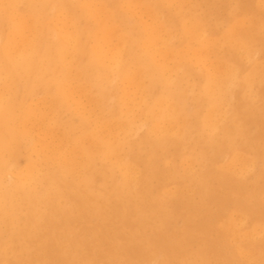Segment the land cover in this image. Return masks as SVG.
<instances>
[{
	"label": "rangeland",
	"instance_id": "rangeland-1",
	"mask_svg": "<svg viewBox=\"0 0 264 264\" xmlns=\"http://www.w3.org/2000/svg\"><path fill=\"white\" fill-rule=\"evenodd\" d=\"M137 1L140 2H138L139 5L137 4L136 6L138 8L135 9L136 10L135 13H133L134 10L128 13L125 10V8H123L127 4L122 5L123 6L122 10L128 13V15H130V13H133L135 15V16L133 15L134 20L130 18L132 23L133 22L143 23V21L144 22L146 21L145 22L146 24L147 23L152 24L153 21L151 22L150 20H152L153 16L151 14L150 16H148L146 15L147 13L145 14L139 11V8L140 10L142 9L141 6H143L144 0H137ZM25 2L26 0H20L17 3L19 10L25 8L26 6ZM148 2L149 0H146V3ZM168 2L169 0H163L164 3L163 5H166L165 3ZM170 2L169 4L166 5V7L162 6V8L159 10L160 13L159 12L157 13L158 17L156 16L155 17H156V22L157 23L161 22L164 25V27L167 29V31L170 33V35L166 36V38L167 37L169 38V41L166 38L165 41H167V43L171 45L173 49L179 48V51H182V53L185 54L183 55V59L180 61V65L182 68L178 70L177 72L178 74L176 73V75H174V73H172L171 78H174L175 76L180 77L181 75L186 76L184 77L185 80L182 78L183 80L181 82L183 86L182 89L183 98L181 99L182 101L180 104L184 116L187 117L186 121H189L187 122L188 129H184L186 131L183 132L182 130L183 128L181 127V125L178 124L177 125L178 127L172 125L174 126L175 129H178L179 132L181 131V133H179L175 129L169 131V133L171 132L169 135L167 134L168 132H166V135H164L163 137V139L165 140L164 143L162 141V143H157V144L155 142L156 137L160 135V133L161 135L162 133L165 134V132H157V136L153 139L152 138L153 134L151 135L150 133H148L150 126V123H148V121H146L145 124L143 123L145 127L141 125L138 130L132 129L129 130L130 132L126 131V134L125 131L122 130L119 131L113 130V132L115 131V133L113 134L116 135V136L114 135L115 139L121 143V148L124 149L123 151L122 149H120L123 152V155L122 152L119 151V156L122 155L123 157H126L123 158L124 160L123 159L122 160L128 162L131 166L137 168L135 169L134 167H132L133 172H135L133 179L134 182L135 181L136 182L135 183L133 182L134 184L130 183L131 186L128 185L130 187L128 188L126 187L125 189L121 190V188L119 187L120 181H117L119 179L121 180L120 170L118 169L116 171L117 169L116 167L110 169L111 161L110 162L97 161L96 162L97 164H95L94 166L96 167V169L98 168L97 170L94 169V171L97 173H94L92 180L94 181L96 180L98 183L100 181L99 185L101 186V188H99L100 186L97 185L98 183L96 181L91 182L92 184V189L90 193L91 199L88 198L87 202L95 204L98 207V210L97 212L91 210H89L88 212L87 210L83 209V205H82L84 203L82 200L83 188H81V185H78L79 178L77 176H79V174L82 172L80 171V167H78L79 166L78 162L79 160L81 161L80 159L81 157L79 156L78 152L74 153L75 151H78L76 146L77 144L81 145L80 147L82 148L87 143L85 140L79 141L77 143L75 141L77 140L81 129L86 125L84 123L86 122V118L88 117V120L90 119L89 120L91 123L90 126L94 125L93 124L94 120L91 119L94 113L97 115L99 114L98 117L101 118V120L108 118L109 116H107L108 114L106 113V111L108 110V108L115 106L116 100L114 98L107 99L106 101L107 109L99 111V108H95L93 105H91V103L88 102L86 97L82 93L78 92V89H76L77 84L76 82H74L72 83V85H74L72 86L73 100L71 99L70 109L61 110L60 111L61 113L60 112L58 113L59 117L58 115H56L55 117L56 124L55 123L53 124L49 119L52 117V115L47 110V105H48L47 103H49L48 96L46 97L45 93H43L41 90L36 88L37 91L35 90L33 93L35 96L33 95L32 98L31 97L28 98V102L30 101L33 107L36 109H40L41 112H45L46 109V113L48 115L50 114V117L46 113L44 114L47 115L48 117V118L46 117L48 119V123H46L47 119H45L46 121L44 120V122H42L43 120L31 121L33 127L32 130L35 135L33 140H31V142L33 143L34 141L40 140V141H44L45 143H47V145H49L48 146L49 150L60 149L61 150L60 154L57 153L55 155L60 162H62L65 159L70 160V156H71L72 162L70 163H72L71 166L75 169L74 171L75 178L73 182L72 179L68 178L69 185H67L68 183H64V182H60L59 184L57 182L59 189L60 190L63 189L62 195H64L65 197L61 195L57 200H53L54 198L52 197L53 196L52 193L49 192L46 194V192H44V195L42 193L41 196H44L43 198L45 199V202L44 204L38 207L37 211L34 214L33 220H34V224L36 225L34 227L32 226L33 228H27L24 225L26 220L32 214L30 208L26 209L28 207L26 200L23 201L20 199V197L17 194L16 196L14 194L17 203L15 204L16 207L14 208L15 210L13 209L10 220L4 218V220L0 221V264H95V263L96 264H149V263L150 264H185V263L186 264H218V263L219 264H253V262H255L254 264H264V259H262L264 258V255H262L264 254V237L262 236L264 235L260 234L257 236L255 234L256 235L255 237V235L253 234L254 236H252L251 239H247L248 236L246 238L244 237L246 236L247 233L249 234L251 232V223H253L255 220L254 215L264 213V164H262L264 163V161H262V159H264V152L261 151L262 149H264V147H261L262 145H264V82H262V80H264V0H170ZM176 2L180 4L176 5ZM168 5H170V7ZM145 15L147 17H145ZM186 24L188 25V27L190 26L187 29H186L187 27ZM194 26L196 29L201 28V30L197 29L195 34L191 33V31L189 30ZM0 29L3 31L2 32L0 30V36H2L3 33L5 34L6 32V25L3 22H1L0 24ZM252 30L254 31L256 36L253 35ZM244 32H246L245 35ZM250 32H251V36L253 35L252 38L251 37L249 38ZM236 38L237 40L239 38L242 40L241 41L239 39V43L241 44L238 43ZM242 38L250 39V41L247 40L246 43L244 42L245 43L244 44L243 43L244 40ZM256 40L259 42H256ZM201 42L202 44L200 45ZM223 43L226 45H224ZM253 43L255 44L254 46L252 45ZM242 46L244 47L246 46L245 49L244 47L242 48ZM250 46H253V48ZM191 47L194 48L192 49ZM198 47L199 48L201 47V49H199ZM249 47L252 48V51ZM246 48H248L249 50L248 49L246 50ZM182 49L183 50L186 49V50L183 51ZM255 49H257L258 51L256 52ZM253 50H255L254 53ZM196 52H198L197 54L200 55L198 56ZM246 53L248 54L250 53V54L247 55ZM196 55L198 56L197 58H195ZM199 58L201 60L198 61ZM177 60L178 58H176L175 60L176 63H178ZM187 62L191 66H189ZM169 64H171L170 61ZM208 64L210 65V67ZM215 64L217 65L220 64L218 66L219 68L216 67L217 65ZM221 64L223 65L222 67ZM203 65L205 68L203 67ZM225 65L226 67H228L227 65H229V67L226 68ZM224 68L226 73L229 72L231 69H233L234 71L231 70L230 72L231 73L234 72L235 74L232 73L231 75L232 83H230L229 85L228 83L227 84L225 83V80L222 81L225 84L223 85L224 91L222 94L225 96V98L221 103L222 106H220V109L219 108L217 109L220 110L219 112L221 116L219 115V112L216 110L217 113L216 116L217 115L219 116L217 117V119H218V124L220 126L219 129L213 131L211 130L210 126H205V125L200 126L199 124L197 125V120H200L203 114L205 116L208 109L206 106L207 103L205 104L204 107L202 106L198 107L196 104L195 97L199 96L200 91L206 84V81L208 79L207 77L210 74H214V72L216 73L218 71L219 73L222 74ZM220 70H222V72H220ZM180 71L182 72L185 71L186 73H180ZM223 74L222 76H224ZM176 79L174 78L173 81ZM216 79H226V78H216ZM247 79L249 82L247 81ZM110 83L112 86H115L116 83L118 84L119 82L112 80ZM128 91L131 94H133L131 88H129ZM41 93L43 95H41ZM44 94H45V98H44ZM203 103H205V101H203ZM222 108L224 109L223 113L221 111L223 110ZM225 111L228 114L224 113ZM102 112L105 113L103 114ZM238 115H240L241 117ZM222 119H224L225 121L224 120L222 121ZM228 119H230L231 122L227 121ZM168 124L165 123V126ZM233 124L237 126H234ZM48 126H51V128ZM197 126H200V128L197 129ZM224 127L228 129L225 130ZM161 128L163 129V127ZM208 129L211 131L209 132ZM172 132L174 134H172ZM175 132H178V134ZM239 133L242 136L239 135ZM37 134L39 139L36 136ZM124 134L126 136H124ZM226 134L227 135L229 134V137H226ZM237 135L239 137H237ZM123 136L125 138L127 137L125 141H124L125 138ZM207 136L208 138L210 137L211 140L210 138L206 139ZM36 138L38 140H36ZM228 138L230 139L229 141L231 142V144H229L230 142L228 141ZM68 139L69 142H66L68 141ZM232 140H235L236 142ZM246 140H252V141L249 142L247 141L248 143L247 145ZM239 142L241 144H239ZM242 142L244 143V145L242 144ZM255 142L257 143L254 145ZM66 143H68L69 145H67ZM124 143L126 144V146L124 145ZM144 143L146 145H144ZM167 144H169L170 147L167 146ZM234 144H236V146ZM58 145L61 148L58 147ZM56 146L58 148H56ZM149 146L151 147L150 148L151 151L148 149ZM20 147L21 148H19L17 152L14 153V155L12 156L13 158L11 160L13 161L12 166L15 163L14 166L11 168V174L12 173L13 174L12 175L10 174L11 176L5 175V177H3L2 184L0 185V195L2 194V197L4 193L3 190L5 189L9 190L10 183L14 182L15 179H18L19 176H21V174L24 172L27 160L29 159H32V161H38L35 162V164L38 165L37 166L38 171L41 170L40 172H38L39 173L38 178L42 177L41 179H43L44 177L43 179L44 181L41 179H36L38 181L27 180L28 181L27 182L25 180L26 183L24 184V187L26 190L31 189L38 193V191L40 190L43 191L45 189L46 187L45 185L49 182L48 181L49 178H56L55 177L56 173H53L55 163H53L52 166H51L52 162H48L49 164L42 163L41 158L38 157L41 160L39 161L36 155L31 153L29 144H25L24 146L22 145ZM64 148L66 150H64ZM69 149L71 150L74 149V152L73 150L69 151ZM70 152H72L73 154ZM234 152H236V154H234ZM239 152H241L240 153L241 156ZM59 155L62 157L60 158ZM257 157L258 159H255ZM242 158H245L246 160L250 159L249 160L250 163L247 164L246 166L243 165L241 167ZM259 159L261 160V162ZM230 162L232 163L235 162V163L231 164ZM16 163L18 166L16 165ZM38 163L42 166V168ZM185 163L188 164L189 166H187ZM244 166L245 168H243ZM50 168L53 169L51 170ZM134 169L137 171H135ZM227 169L229 170V172H227ZM239 169L241 170V172L244 170V172L241 173ZM247 170L248 172L245 173V171ZM138 171L140 173H138ZM191 172L192 174H190ZM103 174H107V176ZM116 174L119 175L120 177L117 176ZM189 174L192 175L193 178L190 177ZM198 174L200 175V177L197 176ZM50 175H54V177H51ZM97 176L99 177L97 178ZM116 177L117 179L116 181H114ZM201 179L204 180L206 179L207 183L206 181ZM45 180H47L48 182ZM198 180L200 181L198 182ZM69 181H71L72 183H70ZM190 182L193 184L191 185ZM198 183H199V187L197 188ZM61 184L63 185L62 186L63 188H61L60 186ZM42 186L44 189L42 188ZM95 186L97 187L96 189L94 188ZM134 186H135V190L133 188ZM78 188H80L79 189L80 191L78 190ZM129 188L130 189L133 188V189L130 190ZM187 188L188 190L186 191ZM101 189L102 190L104 189L105 191H102ZM127 189H129L128 192L125 191ZM106 191L109 192L107 193ZM178 191L179 193L182 194V196L181 194H178ZM64 192H66L67 194ZM201 192L202 195L200 194ZM144 193L146 194L144 195ZM170 195L173 200L170 199L171 198L169 197ZM144 196H147L144 200L145 202L141 201L142 199L141 197L144 198ZM163 198H165L166 201L163 200ZM68 199L69 201H71V202L68 201V203L70 204L66 202ZM100 200H101V206H100ZM162 200L163 202L164 201L165 202L163 203ZM63 202L68 204L67 206L70 209H68L66 204H64ZM208 202L210 203V205L208 204ZM126 203L133 204L135 206L134 208L137 209V212L141 213L140 214L142 218L141 221L136 220L133 216H131L133 212L130 213V210H128L130 216L128 214L125 215L119 214V212H121L120 210L121 205H124ZM246 203L248 204V207H245L244 209L237 208L241 204L245 205ZM157 205L160 206L158 207ZM42 207L44 208L43 210ZM100 207H102L103 209ZM145 207L146 209H144ZM151 208L153 209L151 210ZM245 209H250V211L248 210L249 213ZM162 210H164V213ZM106 211L107 212L109 211L108 212L109 214H106L107 213ZM161 211L163 215L160 214ZM154 212L155 214H153ZM229 212H231L232 214H230ZM239 212H241V214H239ZM243 213L247 215H244ZM41 216L43 219H41ZM97 216L100 217L97 218ZM241 216H242L241 219L242 221L240 220V222L244 223V221L246 220L250 222L246 221V223H244L243 226V223L239 222ZM87 217L90 218V220ZM227 217H229V219ZM244 217L246 218L245 220H243ZM231 218H233L234 220L233 219L231 220ZM64 219L66 220L68 219V220L66 221ZM168 219H169V223H168ZM88 220L91 222H89ZM94 220L97 221L95 222ZM109 226L110 228H108ZM23 229L24 230L26 229L27 233H25L26 230L24 231ZM43 229L46 231V233ZM223 230L225 234L223 233ZM235 230H238L239 233L236 231L235 234L234 233ZM48 231L51 233H49ZM146 232L148 233L146 234ZM242 232L245 233V235ZM20 233L22 234L25 233L28 235V237L23 238L20 235ZM113 233H115V235ZM70 234L73 236H71ZM94 235H96L97 237ZM68 236H69V241H68ZM231 236L233 238L235 236V238L233 239ZM170 239L172 240V242ZM254 239H255L254 244H251L253 243L251 241H253ZM239 240H241L240 243L241 242H245V243H241L238 245L237 243H239L238 242ZM183 243H185V245ZM222 243L225 245H223ZM187 245H189V247H187ZM169 247L171 249L170 253L168 250ZM250 247L253 249L247 250V248L250 249ZM254 248L257 249L258 251L254 250ZM252 251L255 252L253 253L254 257ZM247 253H249V255L251 253L252 256L250 257ZM165 256L167 259H165ZM213 257H215L214 260ZM221 259L222 262L220 261ZM163 260H165L166 262ZM189 261H192L193 263Z\"/></svg>",
	"mask_w": 264,
	"mask_h": 264
},
{
	"label": "bare ground",
	"instance_id": "bare-ground-1",
	"mask_svg": "<svg viewBox=\"0 0 264 264\" xmlns=\"http://www.w3.org/2000/svg\"><path fill=\"white\" fill-rule=\"evenodd\" d=\"M19 1L20 0H0V24H1V22H3L6 25L5 34L3 33V35L0 36V185L2 184V180H3V177H5V175L11 176L13 174V173L11 174V168L14 166L15 163L12 166V162H13V161H11L13 159L12 156L14 155V153L17 152V150L19 148H21L20 146H22V145L24 146L25 144H29L31 153L35 154L37 158L40 157L42 161L39 158H38V160L41 161L42 163L52 162L51 166L53 163H55L53 173H56L55 174L56 178H49L48 177L49 180L48 179L47 180L49 182L47 180H45L48 183L46 185L44 184L46 186L45 189L42 186V188L44 189L43 191L40 190L37 193L36 191L31 190V189L26 190L24 187V184L26 183L25 180L26 181L27 180L28 181L29 180L38 181L36 179L42 178L41 176H40L41 178H38V174H39L38 172H40L41 171L40 169L42 168V166L38 163L41 166V168L39 167L40 171H38V167H37L38 165L35 164V162H38V161H32V159L27 160L25 170L21 174V176H19V178L17 177L18 179H15L14 182L10 183V185H9L10 188L7 187V188H9V190L8 189L3 190V192H4L3 197H2V194L0 195V198H1L0 199L1 200L0 201V221L4 220V218L10 220V218L12 216L13 209L16 207L15 204L17 202L15 199V196L17 194L21 200H23V201L26 200L27 205H28V207L26 209L30 208L31 213L33 214V215L31 214V216L26 220L24 225L27 228H33L36 225V224H34V220H33L34 214L37 211L38 207L40 205L44 204V202H45V199L43 198L44 196H41L42 193L44 195V192H46V194L50 192L53 195L52 196L54 198L53 200H57L62 195V190H63V189H61V190L59 189L57 182H58V184L60 182L68 183V180H69L68 178L72 179V182H73L74 178H75V176H74L75 169L71 166L72 163H70V162H72L71 156H70V160L65 159L62 162H60L55 155L57 153L60 154L61 150L60 149L49 150V148H48L49 145H47V143H45L44 141L38 140L39 139L38 134L36 135L38 138V139L36 138V140H38V141H34L33 143L31 142V140H33V138L35 136L33 133V130H32L33 127H32L31 121L43 120L42 122H44V120L48 118L47 117L48 114L46 113V109H45V112H41L40 109L34 108L30 101L28 102V98H30V97L32 98V96L34 95L33 93L36 90V88H38L43 93H45L46 97L48 96V102L49 103H47L48 105L47 104L46 105H47L48 112L51 113V115H52V117L49 119L53 124L55 123L56 115H58V113L61 110L70 109L71 99L73 98L72 97V95H73L72 94L73 93L72 86H74V85H72V83H74V82H76V84H77L76 89H78V92L82 93L86 97L88 102L91 103V105H93L95 108H99V111L107 109L106 108L107 107L106 106L107 99L114 98L116 100L115 106L108 108V110L106 111V113L108 114L107 116H109L108 118L101 120V118L98 117L99 114L98 115L95 113H94V115L92 114L93 116L91 119H93L94 121L93 120H91V121H93V124H94L93 126H90V124H91L89 121L90 119L88 120V117L86 118V122H84L86 125H85V127H83L81 129L79 136L75 142L77 143L79 141L85 140L87 144L85 145V142H84L85 146L82 148L80 147L81 145L77 144L76 146H77L78 151L74 152V149H72L74 153L78 152L79 156L81 157L80 158L81 161L79 160V162H78L79 163L78 167H80V171H82V172L81 173L79 172L80 174H79V176H77L79 178L78 179L79 184L78 183L77 184L81 185V188H83V192H82V196H83L82 200L84 202L82 204L83 209L87 210L88 212H89V210L97 212L98 207L93 203L87 202L88 198L91 199L90 198V195H91L90 193H91V189H92L91 182L94 181V180H92L94 173H97L94 171V169H96V167H94V166H95V164H97L96 163L97 161L98 162L99 161L100 162L101 161H109V162L111 161L110 162V169H113L114 167H116L117 168L116 171L118 169L120 170L121 180L119 179L117 181H120L119 187L121 188V190L125 189L126 187L127 188L130 187L131 186L130 183L132 184L134 182L133 178H134L135 172H133V168H132L134 166H131L128 162L123 161L124 160L123 158H126V157L122 156L123 155L122 151L124 149L121 148V143L115 139L116 135L113 134V133H115V131L113 132V130H118V131L122 130V131H125V134H126V131L130 132L129 130H132V129L138 130L141 125L144 126L143 123L145 124L146 121H148V123H150L148 133H150L151 135L153 134L152 135L153 139L157 136V132H165V134L162 133V135L160 133L161 137H160V135H158L159 138H158V136L156 137L155 142L157 144V143H162V141L164 143L165 140L163 139V137H164V135H166V132H168L167 134L169 135L171 133V132L169 133V131H172L173 129H175L174 126H172V125H175L176 127H178L177 126L178 124L181 125V127L183 128L182 129L183 132L186 131L184 129H188V123L187 122H189V121H186L187 117L184 116L183 111L181 109V104H180L182 101L181 99L183 98V92H182L183 86H182L181 82L184 79V77H186V76H183V75H181L180 77L175 76L174 78L175 79L177 78V79L174 81H173L174 78H171L172 73H174V75H176L178 70L182 68L180 65V61L183 59V55H185V54H183L182 51H179V48L173 49L171 47V45H169L167 43V41H165L166 36L170 35V33L167 31V29L164 27V25L161 22L160 23L156 22V17H158L157 13L162 8V6L166 7V5L169 4L170 0L168 3H165L166 5H163L164 4L163 0H149L148 3H146V0H144V4H143V6H141L142 9L140 10V8H139V11H141V13H145V14L147 13L146 15H148V16H150V14H151L153 16V17L151 16L152 20H150L151 22L153 21L152 24L151 23L146 24L145 23L146 21L144 22L143 18H142L143 23L142 22H137V23L133 22L132 23V21L130 20V18L132 20H134L133 19V15H134L133 13H135V11H136L135 9L138 8L136 6H137L138 2H140L137 0H26V2H25L26 6L24 9H22V7H21L22 10L18 9L17 3ZM23 4H24V2H23ZM123 4H127L126 6H128V7H126V6L123 7L122 6ZM177 4H180V3L176 2V5ZM168 6L170 7V5H168ZM122 7L125 8V10L128 13L133 11V10L134 11H133V13H130V15H128V13H126L124 10H122ZM190 8H192V7H190ZM146 15H145V17H147ZM138 18H140V17H138ZM189 27L187 25L186 29ZM197 29H199V28H197ZM197 29L194 26V27L190 28L189 31H191V33L195 34ZM199 30H201V28ZM245 33L246 32H244V35H245ZM252 33H253V35H255L254 31ZM253 35L251 36V32H250L249 38L250 37L252 38ZM166 39H168V41H169L168 37ZM239 39L237 40V38H236L238 43H239ZM242 39L244 40L243 43L244 42L246 43L247 40L250 41V39H245V38H242ZM256 42H259V41L256 40ZM201 44H202V42L200 43V45ZM239 44H241V43H239ZM247 44H248V42H247ZM224 45H226V44H224ZM252 45L254 46L255 44L253 43ZM189 46H190V43H189ZM189 46H188V48H189ZM253 46H250V47L253 48ZM243 47L244 46H242V48ZM245 47H244V49H245ZM252 48H250L251 51H252ZM199 49H201V47ZM247 49L248 48H246V50ZM185 50H183V51H185ZM189 50H190V48H189ZM255 50H256V52L258 51L257 49H255ZM255 50H253V53L255 52ZM223 51H225V50H223ZM247 52H249V51H247ZM197 53L198 52H196V54ZM243 53H241V54H243ZM246 54L249 55L250 53L249 54L246 53ZM197 55L195 58H197L200 54L198 56ZM191 56H193V55H191ZM200 57H202V56H200ZM176 58H178V60H177L178 63H176V61H175ZM227 59H229V58H227ZM227 59H225V60H227ZM199 60H201V59L199 58L198 61ZM169 61L171 62V64H169ZM185 63H186V60H185ZM187 64H188V62H187ZM222 64H221V67L224 65V64L223 65ZM215 65H217V64H215ZM219 65H217L216 67H218ZM189 66H191V65H189ZM227 66L229 67V65H227ZM203 67H204V65H203ZM209 67H210V65H209ZM225 67H226V65H225ZM228 67H226V68H228ZM231 70H233V69H231ZM214 71H217V70H214ZM230 71L226 73L225 68H224L223 72H222V70H220V72H222V74L224 73L223 74L224 76H222V74L219 73V71L216 73L214 72V74H210L208 77L206 76L208 78L206 81V84L204 85V87L200 91L199 96H197L195 98H196V104L198 107H201V106L204 107L205 104L207 103L206 106H207L208 110H207L205 116L203 114V116L200 118V120H197V125L199 124L200 126H204V125L210 126L211 130H213V131L219 129L220 125L218 124V119H217V117H219V116L218 115L216 116V114H217L216 110L218 108L220 109V106H222L221 103H222L223 99L225 98V96L222 95L223 91H224L223 85H225L224 82H222V81L225 80V83L226 84L228 83V85L230 83H232L231 82L232 81L231 75L234 72L231 73ZM180 73H186V72L180 71ZM195 73H197V72H195ZM212 73H213V71H212ZM248 75H250V74H248ZM216 78H226V79H216ZM253 79H254V77H253ZM112 80H114L116 82L118 81L119 83L118 84L116 83L115 86H112L110 83ZM247 81H248V79H247ZM186 82H187V80H186ZM262 82H264V80H262ZM250 84H252V83H250ZM129 88L132 89L133 94H131L128 91ZM236 88H237V86H236ZM45 94H44V98H45ZM41 95H43V94L41 93ZM260 100H262V99H260ZM203 101H205V103H203ZM197 106H195V107H197ZM188 109H190V108H188ZM246 109H247V107H246ZM217 111L219 112L220 110H217ZM221 111L223 113L224 109ZM230 111H231V109H230ZM258 111H260V110H258ZM232 112H233V109H232ZM45 113L47 115H44ZM224 113H226V111ZM226 114H228V113H226ZM219 115H220V112H219ZM48 116L50 117V114ZM238 116H240V115H238ZM58 117H59V115H58ZM245 118H246V116H245ZM188 120H189V118H188ZM223 120L224 119H222V121ZM227 121H230V119H228ZM46 123H48V119H47ZM165 123L166 124L169 123L168 125H166L167 128L165 126ZM219 123H220V121H219ZM162 125H164L165 128ZM200 126H197V129H199ZM225 126H226V124H225ZM234 126H237V125H234ZM48 127L51 128V126H48ZM52 127H54V126H52ZM161 127H163V129ZM227 129L228 128H225V130H227ZM232 129H233V127H232ZM175 130L178 131V129H175ZM211 130H209V132ZM233 131H234V129H233ZM178 132H175V133L178 134ZM183 132H182V134H183ZM179 133H181V131ZM125 134H124V136H126ZM172 134H174V133L172 132ZM239 135H241V134L239 133ZM45 137H46V135H45ZM173 137H175V136H173ZM177 137H179V136H177ZM226 137H229V134L228 135L226 134ZM237 137H239V136L237 135ZM66 138H68V137H66ZM207 138H208V136L206 137V139ZM231 138H233V137H231ZM43 139H44V137H43ZM118 139H120V138H118ZM126 139H127V137L124 139V141ZM245 139H246V137H245ZM210 140H211V138H210ZM229 140L230 139L228 138V141ZM232 141H235V140H232ZM247 141L249 142L252 140H246V143H247ZM48 142H49V140H48ZM66 142H69V139ZM256 143L257 142H255L254 145ZM66 144L69 145L68 143H66ZM169 144H167V146L170 147ZM229 144H231V142ZM239 144H241V143L239 142ZM242 144L244 145L243 142H242ZM59 145H58V147L61 146V145L60 146ZM124 145L126 146L125 143H124ZM144 145H146V144L144 143ZM234 145L236 146V144H234ZM247 145H248V143H247ZM254 145H252V146H254ZM50 146H51V144H50ZM142 146H143V144H142ZM58 147L56 146V148H58ZM261 147H264V145H262ZM150 148L151 147L149 146L148 149L150 150ZM120 149H122V151ZM228 149H229V147H228ZM254 149H255V147H254ZM64 150H66V149L64 148ZM72 150L69 149V151H72ZM75 150H76V148H75ZM119 151L122 152V155H121L122 157L119 156ZM261 151L264 152V149H262ZM179 152H181V151H179ZM236 152H234V154H236ZM70 153H72V152H70ZM240 153L241 152H239V154ZM66 154H67V151H66ZM242 155H243V153H242ZM240 156H241V154H240ZM261 156H262V154H261ZM59 157L61 158L62 156L59 155ZM255 159H258V157ZM132 160H135V159H132ZM249 160L242 158L241 167L243 165L246 166L247 164H249L250 163ZM262 161H264V159H262ZM14 162H17V161H14ZM256 162H257V160H256ZM260 162H261V160H260ZM149 163H151V162H149ZM230 163L234 164L235 162L234 163L230 162ZM237 163H238V161H237ZM262 164H264V163H262ZM16 165H17V163H16ZM186 165L189 166L188 164H186ZM253 165H256V164H253ZM245 166L243 168H245ZM241 167H240V169H241ZM248 167H247V169H248ZM134 168L137 169L136 167H134ZM250 168H251V165H250ZM184 169H185V167H184ZM187 170H188V168H187ZM135 171H137V170H135ZM47 172H48V170H47ZM227 172H229L228 169H227ZM240 172H241V170H240ZM242 172H244V170ZM246 172H248V170L245 171V173ZM20 173H21V171H20ZM138 173H140V172L138 171ZM147 173H146V175H147ZM51 174H52V172H51ZM150 174H151V171H150ZM190 174H192V172ZM195 174H197V173H195ZM42 175H43V173H42ZM95 175H97V174H95ZM103 175L107 176V174H103ZM50 176L54 177V175H50ZM117 176H119V175H117ZM148 176H149V174H148ZM197 176L200 177L199 174ZM98 177L99 176H97V178ZM103 177H105V176H103ZM103 177H101V178H103ZM135 177H137V176H135ZM190 177H192V175H190ZM43 179H44V177H43ZM43 179H41V180H43ZM116 179H117V177L115 178L114 181H116ZM22 180H23V182H22ZM99 180H100V178H99ZM135 180H137V179H135ZM201 180H204V179H201ZM65 181H67V182H65ZM192 181H193V179H192ZM199 181L200 180H198V182ZM204 181H206V183H207L206 179ZM69 182L72 183L71 181H69ZM202 182H200V183H202ZM99 184H100V181L97 185H99ZM190 184L192 185L193 183L190 182ZM67 185H69V183ZM78 185H77V187H78ZM94 185H95V183H94ZM128 185H130V186H128ZM60 186H61V188H63L62 184ZM143 186H144V184H143ZM110 187H111V185H110ZM198 187H199V183H198L197 188ZM94 188L96 189L97 187L95 186ZM99 188H101V186ZM133 188L135 190V186ZM197 188H195V189H197ZM79 189L80 188H78V190ZM129 189H127L125 191L128 192ZM132 189H130V190H132ZM187 190H188V188L186 189V191ZM102 191H105V190L103 189ZM166 191H165V193H166ZM176 191H177V189H176ZM179 191H178V194H181V193H179ZM182 191H183V189H182ZM114 192H116V191H114ZM132 192H134V191H132ZM174 192H175V190H174ZM188 192H187V194H188ZM64 193H66V192H64ZM183 193H185V192H183ZM203 193H204V190H203ZM14 194H15V196H14ZM131 194H133V193H131ZM145 194L146 193H144V195ZM200 194L202 195V192ZM128 195H130V194H128ZM135 195H133V196H135ZM47 196H49V195H47ZM62 196H64V195H62ZM181 196H182V194H181ZM146 197L147 196H144V198L141 197L143 199V200L141 199V201H144ZM169 197H171V195ZM174 197H175V194H174ZM102 198H101V200H102ZM165 198H166V196H165ZM165 198H163V200H165ZM216 198H218V197H216ZM139 199H137V200H139ZM167 199H168V197H167ZM170 199H172V197ZM258 199H259V197H258ZM101 200H100V206H101ZM114 200H115V198H114ZM163 200H162V202H163ZM68 201H69V199L66 202L68 203ZM103 201H105V200H103ZM69 202H71V201H69ZM193 202H195V201H193ZM198 202H199V200H198ZM21 203H22V201H21ZM64 204H66V203H64ZM68 204H70V203H68ZM68 204H66V206ZM208 204L210 205L209 202H208ZM137 205H138V203H137ZM134 207L135 206L133 204L126 203L124 205H121V207H120L121 212H119V211H117V212H119L120 215L128 214L130 216V214L128 212V210H130V213L133 212L131 216H133L136 220L141 221L142 220L141 215H140L141 213H138L137 209ZM236 207H237V205H236ZM245 207H248L247 203L245 205L241 204L237 208H243L244 209ZM54 208H56V207H54ZM67 208L70 209L68 206H67ZM100 208H102V207H100ZM43 209L44 208L42 207V210ZM139 209H140V206H139ZM144 209H146V207ZM152 209L153 208H151V210ZM245 210L250 211V209H245ZM162 211L164 213V210H162ZM162 211L160 214H162ZM249 211H248V213H249ZM103 212H104V210H103ZM108 212L106 214H109ZM155 212L153 214H155ZM40 213H41V211H40ZM229 213L232 214L231 212H229ZM230 214H229V216H230ZM239 214H241V212H239ZM243 214L247 215L245 213H243ZM234 215H236V214H234ZM100 216H97V218ZM242 216L239 219V222L242 219ZM26 217H28V216H26ZM245 217L243 220L246 219ZM48 218H50V217H48ZM95 218H96V216H95ZM227 218L229 219V217H227ZM254 218H255L254 222L251 223V232L249 234L247 233L246 236H244L245 238L247 236L250 237V238L247 237V239H251V237L254 236L255 234L257 236L260 234L264 235V213L255 214ZM36 219H38V218H36ZM41 219H43L42 216H41ZM88 219L90 220V218H88ZM92 219H94V218H92ZM232 219L233 218H231V220ZM237 219H238V217H237ZM64 220H66V219H64ZM246 221H244V223H246ZM89 222H91V221H89ZM247 222H250V221H247ZM168 223H169V219H168ZM185 223H186V221H185ZM232 223H234V222H232ZM240 223H243V222H240ZM244 223H243V226H244ZM7 224H9V223H7ZM170 225H172V224H170ZM42 227H43V225H42ZM108 228H110V226ZM45 230H46V228H45ZM105 230H106V228H105ZM238 230H235L234 233L236 231L239 233ZM71 231H72V229H71ZM118 231H120V230H118ZM84 232H86V231H84ZM25 233H27V230L25 231ZM25 233L24 234L20 233V235L23 238H27L28 235ZM45 233H46V231H45ZM49 233H51V232H49ZM115 233H118V232H115ZM115 233H113V234L115 235ZM147 233L148 232H146V234ZM223 233H224V230H223ZM243 234L245 235V233H243ZM197 235H198V233H197ZM256 235H255V237H256ZM71 236H73V235H71ZM74 236H75V234H74ZM94 236H96V235H94ZM225 237H226V235H225ZM262 237H264V236H262ZM186 238H189V237H186ZM234 238H235V236H234ZM68 241H69V236H68ZM88 241H89V239H88ZM240 241L241 240L238 241L239 242V243H237L238 245L241 243H245V242L240 243ZM171 242H172V240H171ZM251 242H253L251 244H254L255 239ZM99 243H100V241H99ZM169 243H170V241H169ZM183 244L185 245V243H183ZM223 245H225V244H223ZM227 245H229V244H227ZM232 246H234V245H232ZM187 247H189V245H187ZM181 249H183V248H181ZM252 249L253 248H251V247H250V249L247 248V250H252ZM168 250L170 253V250H171L170 247ZM254 250H257V249L254 248ZM97 253H99V252H97ZM253 253H255V252L252 251V254ZM221 254H223V253H221ZM245 254H246V252H245ZM247 254L249 255V253H247ZM262 255H264V254H262ZM249 256L250 257L252 256L251 253ZM158 257H160V256H158ZM253 257H254V254H253ZM169 258H168V261H169ZM214 258L215 257H213V260H214ZM255 258H258V257H255ZM165 259H167L166 256H165ZM262 259H264V258H262ZM163 261H165V260H163ZM220 261L222 262V259ZM126 262H128V261H126ZM189 262H192V261H189ZM216 262H217V260H216ZM254 263L255 262H253V264Z\"/></svg>",
	"mask_w": 264,
	"mask_h": 264
}]
</instances>
